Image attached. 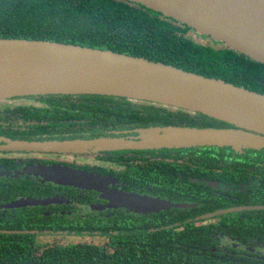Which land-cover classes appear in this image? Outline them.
Here are the masks:
<instances>
[{"label":"flooded vegetation","instance_id":"obj_1","mask_svg":"<svg viewBox=\"0 0 264 264\" xmlns=\"http://www.w3.org/2000/svg\"><path fill=\"white\" fill-rule=\"evenodd\" d=\"M126 107L138 112L132 123L115 117L116 109ZM168 125L234 127L229 123L220 125V120L208 119L200 112L103 94H42L0 102V186L28 187L26 192H32L16 199L63 198L59 202L0 208V233H36L41 252L54 244H94L101 250L113 251L120 243L115 235L121 234L158 231L219 234L220 248L229 247L232 242L234 248L253 251L254 258H261L264 264V240L255 236L245 244L239 237L233 240L222 236L264 234V208L215 214L218 209L232 206H264V148L241 151L217 145L110 150L1 148L7 138L30 141L139 138L145 133L130 130ZM54 168L82 172L94 186L164 198L185 206L157 211L114 207L100 190L65 182ZM230 219L232 225H226L225 221ZM31 223L36 227L24 228ZM44 235L57 237L43 243L40 236ZM94 236L101 237L103 242H94ZM0 247L6 250L10 245L2 243ZM26 261L27 258L0 253V264Z\"/></svg>","mask_w":264,"mask_h":264},{"label":"water","instance_id":"obj_2","mask_svg":"<svg viewBox=\"0 0 264 264\" xmlns=\"http://www.w3.org/2000/svg\"><path fill=\"white\" fill-rule=\"evenodd\" d=\"M187 24L193 39L207 35L235 51L264 63V0H129ZM197 37V38H196ZM103 94L144 100L203 113L234 127L168 126L130 131L139 138L30 141L5 139L6 149L110 150L217 145L235 149L264 148V93L209 77L162 61L111 49L51 39L0 38V101L42 94ZM65 182L96 188L114 207L157 211L185 206L164 198L91 185L84 173L54 168ZM63 198L22 197L0 208H18L62 201ZM240 205L215 214L261 209Z\"/></svg>","mask_w":264,"mask_h":264},{"label":"trees","instance_id":"obj_3","mask_svg":"<svg viewBox=\"0 0 264 264\" xmlns=\"http://www.w3.org/2000/svg\"><path fill=\"white\" fill-rule=\"evenodd\" d=\"M190 28L129 0H0V38L51 39L111 49L222 78L264 93V63L216 41H211L213 44L197 41L188 35ZM116 111V119L129 123L138 113L127 107ZM220 125L226 122L220 121ZM26 188L1 185L0 203L32 194L26 192ZM232 215L235 214L230 213ZM225 223L232 225V219ZM35 227L34 223L24 226L26 229ZM36 236L27 232L0 233V246L2 243L10 245L6 250L0 247V253L27 258L23 264H262L261 258H254L253 251L234 248L232 242L229 247L220 248L219 234L165 231L121 234L115 235L120 243L113 251L101 250L94 244H54L42 252ZM222 236L233 240L239 237L245 244L255 236L264 240V234Z\"/></svg>","mask_w":264,"mask_h":264},{"label":"rangeland","instance_id":"obj_4","mask_svg":"<svg viewBox=\"0 0 264 264\" xmlns=\"http://www.w3.org/2000/svg\"><path fill=\"white\" fill-rule=\"evenodd\" d=\"M195 31L192 29V30H190L189 31V33H188V35L189 36H191V37H193V36H195L193 33H194ZM199 35V37L196 39L197 41H201V42H203V43H205V42H209V43H212L213 44V42H211V41H213L210 37H207V35H204L203 37L202 36H200V34H198ZM218 46H220L219 44H217ZM14 98V97H13ZM10 99H12V98H10ZM10 99H7V100H10ZM7 100H4V101H0L1 103L2 102H5V101H7ZM56 237H57V235H50V236H46V235H44V236H40V241L41 242H43V243H45L46 241H50V240H52V239H56ZM78 239H81V238H78ZM93 239H94V242L96 241V242H99V241H102L103 242V239L101 238V237H98V236H94L93 237ZM92 239V240H93Z\"/></svg>","mask_w":264,"mask_h":264}]
</instances>
